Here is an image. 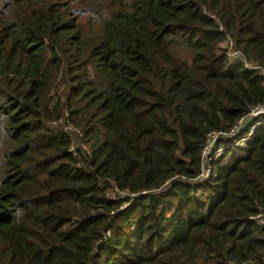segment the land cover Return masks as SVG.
Instances as JSON below:
<instances>
[{"label": "trees", "instance_id": "obj_1", "mask_svg": "<svg viewBox=\"0 0 264 264\" xmlns=\"http://www.w3.org/2000/svg\"><path fill=\"white\" fill-rule=\"evenodd\" d=\"M261 69L264 0H0V264H264Z\"/></svg>", "mask_w": 264, "mask_h": 264}, {"label": "built area", "instance_id": "obj_2", "mask_svg": "<svg viewBox=\"0 0 264 264\" xmlns=\"http://www.w3.org/2000/svg\"><path fill=\"white\" fill-rule=\"evenodd\" d=\"M228 47V55L233 59L242 58L243 54L240 50H235L233 48V40L229 39L227 42ZM246 67H249L251 69L259 68L258 66L251 65L247 60H245ZM264 73V69H261ZM248 118H252V122L246 123ZM264 119V104H255L252 106H249V111L247 114L242 117L230 130L228 131H214L211 132L208 135L207 144L204 148V156L210 157L211 153L214 151L215 144L218 140L224 139V140H234V145H245L249 139L252 138L254 131L256 127L263 123ZM246 129L245 133L241 136L240 132L242 129ZM224 148H218L215 152L217 154L223 152ZM207 173V171H206ZM205 173V174H206ZM264 223V221H263Z\"/></svg>", "mask_w": 264, "mask_h": 264}, {"label": "rangeland", "instance_id": "obj_3", "mask_svg": "<svg viewBox=\"0 0 264 264\" xmlns=\"http://www.w3.org/2000/svg\"><path fill=\"white\" fill-rule=\"evenodd\" d=\"M225 46H227V44H225ZM250 122H252V118H248L247 121H246L247 124L250 123Z\"/></svg>", "mask_w": 264, "mask_h": 264}]
</instances>
